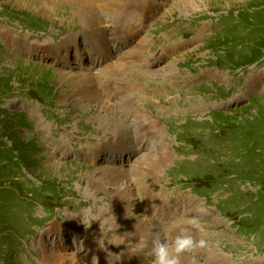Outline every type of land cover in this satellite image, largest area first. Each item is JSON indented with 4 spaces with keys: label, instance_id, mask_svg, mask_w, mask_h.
Segmentation results:
<instances>
[{
    "label": "rangeland",
    "instance_id": "rangeland-1",
    "mask_svg": "<svg viewBox=\"0 0 264 264\" xmlns=\"http://www.w3.org/2000/svg\"><path fill=\"white\" fill-rule=\"evenodd\" d=\"M105 1L111 4L94 8L106 31L97 42L106 51L102 62L101 50L91 48L99 34L72 3L0 0V264H44L37 240L46 238V253L54 252L55 235L40 234L52 225L63 228L59 251L78 264H130L114 256L120 247L134 264H151V244L137 239L151 241L130 234L128 223L156 226L163 216L145 209L160 212L172 197L199 204L197 214L176 220L207 241L181 254L191 263L264 264V0H195L190 10L179 0ZM115 4L130 18L117 20L128 35L110 25ZM4 34L14 41L6 44ZM18 40L53 50L22 54ZM110 70L119 75L108 90L98 76ZM78 73L93 79L101 103L70 88L66 79ZM122 102L133 108L117 114L128 132L91 119L109 113L104 105L122 113ZM140 110L159 127L152 139L136 135L145 131L134 116ZM118 140L130 158L120 157ZM162 143L170 158L159 171ZM115 169L140 174L105 179L103 172ZM142 177L139 185L154 198L147 205L135 185ZM124 186L133 206L122 210L112 196Z\"/></svg>",
    "mask_w": 264,
    "mask_h": 264
},
{
    "label": "bare ground",
    "instance_id": "bare-ground-1",
    "mask_svg": "<svg viewBox=\"0 0 264 264\" xmlns=\"http://www.w3.org/2000/svg\"><path fill=\"white\" fill-rule=\"evenodd\" d=\"M58 1H62V0H58ZM63 1H65L66 3H72L74 5V8H75V11L74 12L76 13L75 15L84 24H87V26H89V27H86V28H89V31L90 32L97 31V34H99L98 40L91 43V45H92L91 48H92L93 51H96L98 49L101 50V53H99L97 55L98 56V60L101 57L107 58V55H104L106 53V51L105 50L102 51V48H101V46H99V43L97 44V42H102V40L105 39L106 31L105 30H102V28H103V23L102 22L103 21H101V17H99V14L98 15L96 14V12L94 11V8L96 9V8H100L102 6H107L108 4H111V3H109V2H107L105 0H101L98 3L96 2V0H63ZM194 1L195 0H179L178 2H179V4H180L181 7L184 6L185 9L187 8L188 10H190V8H193V6H195L193 4ZM207 1H209V2L223 3L222 0H207ZM18 2L24 3V0H17V3ZM202 2H204V1H202ZM175 4H177V3H175ZM179 4H177V5L179 6ZM192 4H193V6H192ZM204 5H206V4H204ZM120 8H121L120 5L115 4L114 9L116 10V16H113L112 18H114L116 20V22H114V23H112L110 25H111V27L113 28V31L116 34H121V36H124V35H128L127 28H124L122 26H119L118 27V23H117V20H119L121 18L122 13H125ZM132 20H133V18H132ZM120 21L121 22H125L127 24L130 21V18H129V16H127V17L126 16H122V18L120 19ZM2 39L4 40V42L6 44L7 43L8 44L9 43H12V41H14L13 39L11 40L10 39V36H8L6 34L2 35ZM66 39H67L66 44L67 43H71V42L73 43L72 40L74 39V36H71L69 39L67 37ZM18 42H19V40H18ZM27 45H29V44H27ZM64 46H66V45H64ZM16 47H17V49H15L16 52H20L22 54L23 53H30V54H32L34 51H38V50L47 51V52H52V50H53V48L44 50L45 48L43 46H40L39 48H31V47H28V46H26L24 44L23 40H21L16 45ZM47 60H49V59H47ZM115 65H116V63H115ZM117 66H119V65H117ZM116 70L117 69H115L113 71L110 70V72L109 71H107V72L101 71L100 75L98 76V79L99 80H102V79L105 80V82H104V89H108L107 88L108 86H112L111 81L117 79L119 73L117 75H115V76H112V74H113L112 72H114ZM108 72H109V77H104V76L101 77L102 74H107ZM66 81L69 83L70 88L72 90L74 89V91L76 93L79 92V91L80 92H83V91L86 92L87 91V94H84L85 97L83 96L85 100L86 99H89L91 96H94L95 95V97L98 99L96 101L97 102H100V96L101 95L99 96V94L97 93V90L95 89V86L92 83L93 79H90V77H88L86 74L85 75L84 74H81V73L74 74V75H72V78H70V79L68 78V79H66ZM79 108H80V111L81 110L82 111H88V107H86V105L85 106H81V107L79 106ZM120 109L122 110V113L120 111H118L117 113H115V112H111L110 111L111 109H109L108 107H106L104 105L103 106V111L105 113H108V112L109 113L108 114H105L104 116L97 115L96 118L92 116L91 119H93L94 121H96V123H98L99 125H101V127L111 126L114 130H122L123 132L124 131L125 132H128L129 129L126 128L127 126L124 124L123 120H121L117 116V114L118 113L121 114V115H124V113L131 114V111H132L133 108H129L128 107V104L126 102L125 103L122 102ZM163 110H165V109H163ZM134 116L137 119L142 120L140 129L145 130V131H140L139 133H136L137 137H139L141 133H144V135L146 134V138L150 139L151 138V135L153 136V133L154 134H159V132H158V128L159 127H158L157 123L156 122H152L146 115H144L142 113V111L141 112L136 111V113L134 114ZM121 141L122 140H118L116 142L117 148L121 151L120 157L121 158H127V156H128L130 158L131 153H132V150L130 151V149L128 147H126V143L125 142H121ZM122 143H124V144H122ZM162 145L164 147L163 146H161V147L158 146V151L160 152L161 155L158 158V160L156 162H154L155 169H157L159 171H160L161 168H163L167 164V162L169 161V158H170V155H169V152H168L167 147L165 146L164 143H162ZM126 151H128V152H126ZM63 154L66 155L68 153L65 152V151H63ZM113 154H114V151H112V152H105V153L102 154V156H108V155H113ZM97 160H99V159H97ZM139 174H140V171L132 172L131 170L126 171V170H118V169L111 170V171L106 170L105 172H103V176L105 177V179H108V178H110V177L113 176L114 177L113 180H115L116 182H120V181H124L125 182L126 181L125 180L126 179V176H128V175H132V176L135 175V176H137ZM147 177H150V176H147ZM142 179H143V177L142 178H139V180H137V183H135V185H139V182H142L141 181ZM142 186H144V188H142ZM137 188H138L137 189V192H138L140 201L142 199L143 202L146 205L149 204V203H151V202H153L152 200L154 198L151 197L153 193L152 192H149L147 190L146 183H144V185H139ZM130 195H131V191L126 186H124V189H122L121 191H118L117 190V192L114 193L113 196H112L115 206H117L119 208H122V210H123L126 207L125 204L126 203L128 204L129 202H131L130 201V197H131ZM155 196H156V194L154 195V197ZM164 202H165V204H164L165 207L162 208V209H160V212H155L154 211V208H152V207L145 209V210L151 212L152 215H161V216H163V221H161V223L162 222L163 223H162L161 227H159L160 226L159 224H161L159 222H156L155 223L156 226L154 224L152 226L151 223L150 224L141 223V221H135L133 224H132V222H129L128 225H130V228H129L130 234H131V232L133 234L139 233V234H142L143 236H145L147 239H149L151 241L154 236H161L162 235L161 233H163V234L166 235V238L164 239V241L170 242V241H172L175 238L176 235H178L181 231L184 230L182 226H178L179 224L176 223V220H178V219L181 220V217L184 216V214H190V213L197 214L196 213L197 212V208H195V206L198 207V205H199L197 202H195L194 200H192L191 197H189V198H186V197H172V199L170 201H168V203H167V201L165 199H164ZM175 202L179 204V206L183 210V212H179V210L172 205ZM129 205L131 206L132 204L130 203V204H128V206ZM171 208H173V209H171ZM136 211L138 212L137 209H136ZM124 212H126V210ZM178 214H181L182 216L181 215H178ZM200 214H201V212H200ZM130 219H132V217ZM172 220L175 221L174 224L173 223L171 224V221ZM184 222L187 223L186 221H184ZM164 223H165V226L166 227H168L169 225L170 226L168 228H165ZM62 231H63V228L62 227H58V226H55V225L53 226L52 225V226L49 227V229L44 230L43 233L42 232L40 233V234L44 235V237H46L47 235H49V237L51 235L52 236L55 235V239H56L55 243H54V241H51V244L53 245V247L50 246L51 247L50 250H53V249H56V250H54V252H52V251H49V249H48V253H46V251H45V249H47V246L44 243V242H46V238H41V236H40V238L37 240L38 241L37 242L38 250L41 251L40 258L42 259V262L44 264H78V260L76 259L77 257L75 255H73V254L65 255L64 252H60L59 251L60 249H58L59 247H61L60 244L63 241V239H62V237H63L62 236ZM93 235H94V233L91 236H93ZM136 235H138V234H136ZM132 237H131V240H132L131 241V243H132L131 246L135 245V243L133 241H137V240H141L142 243H146L147 246H149V244H151V242L145 241L146 239H142V238H140L138 236L135 237V238L138 237L137 240H134ZM48 241L50 242V240H48ZM57 244L59 246H57ZM73 244H72L71 247H73ZM56 246H57V248H55ZM93 253H94V249H92V252L90 254H93ZM129 254H130V251L126 247H120V248H118L116 250L114 256H118V258L120 260H122V261H128L130 264H134L136 262H139L138 260L136 261V259L134 257H130ZM139 259L142 261V258L141 257ZM86 262H87V260L84 259L83 260V263H86ZM97 263H103V261L102 260H99V261H97ZM107 264H110V263H107ZM181 264H193V263H191V261L188 258H186L185 256L181 255Z\"/></svg>",
    "mask_w": 264,
    "mask_h": 264
},
{
    "label": "clouds",
    "instance_id": "clouds-1",
    "mask_svg": "<svg viewBox=\"0 0 264 264\" xmlns=\"http://www.w3.org/2000/svg\"><path fill=\"white\" fill-rule=\"evenodd\" d=\"M206 247V240L197 241L185 229L175 236L171 244L159 236H154L148 255L151 257V264H181V254L191 252L196 248L203 249Z\"/></svg>",
    "mask_w": 264,
    "mask_h": 264
}]
</instances>
